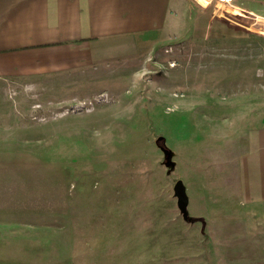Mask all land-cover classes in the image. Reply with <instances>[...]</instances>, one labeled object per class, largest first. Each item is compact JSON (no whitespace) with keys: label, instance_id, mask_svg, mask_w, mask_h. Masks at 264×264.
<instances>
[{"label":"rangeland","instance_id":"1","mask_svg":"<svg viewBox=\"0 0 264 264\" xmlns=\"http://www.w3.org/2000/svg\"><path fill=\"white\" fill-rule=\"evenodd\" d=\"M173 12L57 88L0 82V264H218L173 186L199 218L201 183L214 201L213 168L264 125V5L175 0Z\"/></svg>","mask_w":264,"mask_h":264},{"label":"crops","instance_id":"2","mask_svg":"<svg viewBox=\"0 0 264 264\" xmlns=\"http://www.w3.org/2000/svg\"><path fill=\"white\" fill-rule=\"evenodd\" d=\"M174 2L0 0V82L42 80L57 88L58 80L79 78L163 30ZM234 142L224 158L229 166L213 168L222 176L213 180L214 201L209 182L200 185L199 219L218 264H264V125L246 128Z\"/></svg>","mask_w":264,"mask_h":264},{"label":"water","instance_id":"3","mask_svg":"<svg viewBox=\"0 0 264 264\" xmlns=\"http://www.w3.org/2000/svg\"><path fill=\"white\" fill-rule=\"evenodd\" d=\"M156 145L160 148V150L163 152L166 160V164H169L167 159L171 156V152L169 149H167L165 145V139L163 137H159L156 140ZM171 165V164H169ZM173 166V165H172ZM173 196H175L177 200V207L179 209V212L183 218V220L187 223H195L196 221H200L199 218H194L189 216L187 212V205H188V197L186 195L185 186L181 181H177L173 186Z\"/></svg>","mask_w":264,"mask_h":264}]
</instances>
